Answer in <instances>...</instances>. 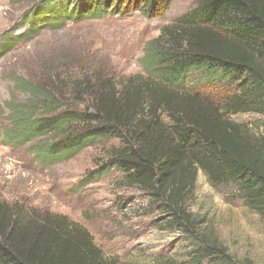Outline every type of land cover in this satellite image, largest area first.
<instances>
[{"label":"trees","instance_id":"1","mask_svg":"<svg viewBox=\"0 0 264 264\" xmlns=\"http://www.w3.org/2000/svg\"><path fill=\"white\" fill-rule=\"evenodd\" d=\"M171 4L172 0L47 2L50 16L64 20L136 12L155 19ZM140 63L145 74L126 80L120 90L112 83L92 90L93 111L64 109L52 93L19 79L18 87L38 103H7L13 124L10 136L17 145L39 139L32 151L46 161L70 160L98 142L119 140L109 160L88 172L82 183L116 169L129 187L145 192L170 214L168 226L196 244L188 261L171 264H255L249 258L237 259L219 240L201 236L188 203L202 171L212 185L233 186L264 221V138L231 120L232 115L264 114V0H197L191 11L147 43ZM194 71L235 89L217 90L218 102L191 93L185 84ZM36 104L42 110L35 111ZM15 208L0 203V264H117L79 224L50 212Z\"/></svg>","mask_w":264,"mask_h":264},{"label":"rangeland","instance_id":"2","mask_svg":"<svg viewBox=\"0 0 264 264\" xmlns=\"http://www.w3.org/2000/svg\"><path fill=\"white\" fill-rule=\"evenodd\" d=\"M48 1L0 0V203L68 218L87 229L106 258L116 259L117 264L188 261L196 246L193 238L169 227L171 215L145 192L129 187L122 172L113 169L82 183L88 172L109 160V151L120 146L119 140L98 142L70 160L46 161L32 151L39 139L17 145L10 136L13 124L7 103H38L18 87L21 79L52 93L64 109L93 111L92 90L105 83L120 90L126 80L144 75L140 60L147 43L191 11L197 0H172L166 14L155 19L136 12L79 20L53 19ZM209 78L194 71L185 89L215 102L217 90L235 89ZM36 105L35 111L42 110ZM231 120L264 138V114L232 115ZM188 211L198 220L201 236L219 240L237 259L264 264V221L233 186L212 185L199 171Z\"/></svg>","mask_w":264,"mask_h":264}]
</instances>
